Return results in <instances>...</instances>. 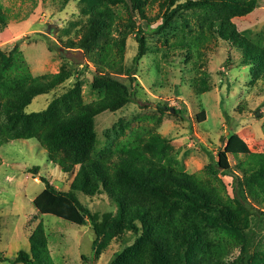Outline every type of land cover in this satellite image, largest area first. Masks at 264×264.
<instances>
[{
    "label": "rangeland",
    "instance_id": "rangeland-1",
    "mask_svg": "<svg viewBox=\"0 0 264 264\" xmlns=\"http://www.w3.org/2000/svg\"><path fill=\"white\" fill-rule=\"evenodd\" d=\"M115 1L95 2L107 12L102 15L107 29L95 35L88 30L89 8L79 0H69L64 6L59 0H0L8 18L0 30V51L5 55L20 52L34 77L60 71L71 74L49 94L35 97L24 115L41 113L64 97L77 75L82 102L98 101L104 92L93 89L92 77L95 72H110L127 85L132 83L136 94L122 109L95 118L97 155L124 149L157 133L167 140L166 164L196 176L223 197L233 198L229 179L213 177L206 168L230 134L239 136L251 152L264 154V0H257L246 16L231 19L243 43L239 47L217 36L197 43V21L202 16L211 18L204 13L208 7L203 1L192 0L194 6H186L187 0H176L168 8L165 0H143L142 16L131 11L130 0ZM177 5L185 6L175 9ZM173 9V19L161 29L164 13ZM137 31L143 33L146 48L135 63ZM85 39L87 51L67 45ZM102 56L112 60L113 70L98 66ZM201 111L205 120L198 122ZM229 160L234 167L245 157L230 156ZM33 167L38 168L36 176L29 173ZM77 170L75 165L71 174H65L49 161L46 149L35 139L21 138L0 147V264H13L19 251L30 254L29 238L40 224L46 247L42 253L36 246L37 264H108L115 253L132 243L131 231L123 219L118 221L116 208L106 195L75 193L91 213L98 232L109 224L97 238L88 219L77 226L36 212L32 201L44 188L41 179L59 191L71 192ZM260 249L264 250V234ZM239 252L230 251L228 264Z\"/></svg>",
    "mask_w": 264,
    "mask_h": 264
},
{
    "label": "trees",
    "instance_id": "trees-1",
    "mask_svg": "<svg viewBox=\"0 0 264 264\" xmlns=\"http://www.w3.org/2000/svg\"><path fill=\"white\" fill-rule=\"evenodd\" d=\"M59 1L64 6L69 0ZM96 1L79 0L81 6L89 8V32L99 35L107 29L106 16H102L107 12L105 6L95 5ZM201 1L208 7L203 9L204 13L211 18L202 16L197 21V43L203 44L217 36L236 47L241 46L242 40L231 19L252 12L257 0H216V3L196 0ZM164 2L171 8L176 0ZM142 4L143 0H130L131 11L142 16ZM194 4L192 0L186 1V6ZM184 6L177 5L175 9ZM174 14V9L164 13L161 29L168 26ZM7 22L0 5V30ZM136 40L135 63L146 48L141 31L136 32ZM67 45L84 51L89 48L87 39L78 44L69 41ZM255 55L259 53L256 51ZM111 62L107 56H102L98 66L111 71ZM127 74L134 81L133 74ZM70 77L68 71L34 77L20 52L13 50L5 55L0 51V147L21 138L35 139L46 149L49 161L65 174H71L72 168L78 165L69 186L71 192L59 191L46 179H41L44 188L32 201L39 215H50L77 226H83L88 219L93 223L97 238L109 224L105 223L98 232L91 213L75 193L88 197L106 195L116 208L118 221L123 219L133 235L132 243L115 253L108 264H228L226 257L234 249L240 252L231 264H264V250L260 249V238L264 234V154L251 152L235 134H230L223 148L216 152L206 172L229 179L233 198L223 197L196 176L175 171L166 164L167 140L157 133L132 142L124 149L116 148L98 156L94 150L95 118L107 111L116 112L132 102L136 89L132 83L127 85L110 72H95L92 87L103 91L104 96L84 104L77 75L73 88L64 97L52 101L41 113L24 115L35 97L49 94ZM178 113L176 110L175 115ZM196 119L203 122L204 111ZM230 156H243L245 160L232 167ZM29 173L36 176L38 168L33 167ZM29 243L31 255L19 251L13 264H37L36 246L42 253L46 247L41 224L30 236ZM95 244L93 242V246Z\"/></svg>",
    "mask_w": 264,
    "mask_h": 264
}]
</instances>
